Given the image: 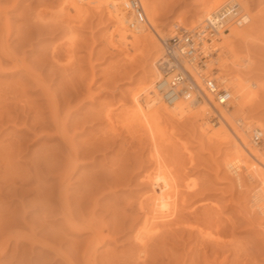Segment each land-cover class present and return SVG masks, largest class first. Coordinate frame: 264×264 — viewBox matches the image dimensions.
<instances>
[{
    "label": "rangeland",
    "instance_id": "rangeland-1",
    "mask_svg": "<svg viewBox=\"0 0 264 264\" xmlns=\"http://www.w3.org/2000/svg\"><path fill=\"white\" fill-rule=\"evenodd\" d=\"M65 1L0 0V237L9 238L6 252L0 250V264H65L63 256L84 264L83 252L91 235L64 222L62 193L68 196L76 220L86 218L100 228L111 227L118 212L122 217L124 211L129 214L134 207L136 211L140 200L155 194L157 174H163L160 179L169 195L166 204L174 209V218L170 216L174 220L167 219L163 226L172 222L175 226H161L160 245L152 247L158 260L151 258L145 264H264V191L252 170L248 172L234 155L231 129L226 127L227 141L225 134L217 139L213 136L221 125L217 112L197 114L193 109L197 115L191 112L181 119L159 113L149 123L153 131L148 130L134 116L132 97L145 79L155 77L149 67L159 51L146 46V41L134 40L133 44L139 43L135 48L128 46L129 39L120 40L107 8H89L80 18ZM246 1L250 13L264 14V0ZM206 2L142 1L153 9L162 37L170 36L177 23L192 27L195 21L200 26L198 16ZM125 28L130 30L128 25ZM253 36L247 44H236L242 54L250 53L251 70L244 78L255 82L259 91L244 114L253 125L246 130L248 136L254 128L264 131V29ZM217 66L223 76L234 74L221 69L220 61L209 69L217 70ZM158 110L160 106H151L150 113ZM107 114L110 120L104 117ZM238 114L234 111V117ZM62 128L81 151L82 162L64 185H58L66 154L58 131ZM258 145L264 147L262 141ZM234 161L240 164L239 170L232 166ZM231 173L241 179L240 184ZM40 206L51 209L46 221ZM25 223L33 225L37 236L53 239L54 246L31 243L22 235L18 248L15 232L28 231ZM127 226L121 232L110 230L108 241L95 247L92 264L139 263L134 256L133 229ZM199 233L208 237L203 235V239Z\"/></svg>",
    "mask_w": 264,
    "mask_h": 264
},
{
    "label": "bare ground",
    "instance_id": "bare-ground-1",
    "mask_svg": "<svg viewBox=\"0 0 264 264\" xmlns=\"http://www.w3.org/2000/svg\"><path fill=\"white\" fill-rule=\"evenodd\" d=\"M139 1L141 3L142 10H143V13H144V21L142 23H140V24L138 23L134 27H130L129 26V22L134 19L133 18L134 15H133V11L130 10V8H128V3H127L126 0H66L65 3L67 4L68 9L70 11L74 12L75 15H77V17H80V18H82V17L84 18L86 16L87 12L89 11V8L92 9V10L93 9H97L98 10V9H100L102 7L107 8L108 12L111 15V17L114 19L113 21L115 22V26H116L115 30L118 31L117 33L120 35V38H119L120 40L122 39V41H125V40L129 39L131 42L128 43V46H132V47H134V46L139 44V43H137V44L134 43V44H136V45H134L132 43L134 40L146 41V42H148V45L146 43V46H148L149 48H155V50L159 51L158 52L159 55L155 54V56L153 57V61H150V67H149L150 71L153 73V75L155 77L153 79L152 78L151 79L150 78L149 79H145L144 82H143V85L141 86V89L140 90L138 89L139 92L137 94H134L133 97H132V101H133V104H134V107H135L134 108L135 109V111H134L135 115L134 116H136L135 118H137V120L139 119L138 121L143 122L147 126L148 130L153 131L152 130L153 128L149 127V126H151V124H149V123L153 122V120H157L158 116H160L161 113H163L164 116L165 115H167V116L170 115L171 118L172 117H174V118L176 117L177 119H179V118L181 119L182 117H184L187 114L190 115L191 112H192L191 114L193 115V112L195 111V110L193 111V109H196V113L197 114L209 112V110H211V111L215 110V112H217V116L219 117V123H221V125L218 124L219 127L217 126L218 128H217V130H215L216 133L215 134L213 133L214 134L213 136L217 137V139H220L219 136L222 135V134L223 135L225 134L224 138L227 141L228 139H226V138H229V136H227V134H226V127L227 128L229 127V130L231 129V131H232L231 133H233V139H234V140L231 139L233 141L232 146H233V150H234V153H235L234 155L237 156V158H238L237 160H239L238 162L242 163L243 166L246 167L247 171L248 170H252L251 172L253 173L254 176L252 174L250 176H253L255 179H257L259 181V184L261 185V189H262V191H264V151H261V152H258V153L255 152V150L256 151H260L261 149H264V147H262V146L259 147V145L252 143L250 136H248L247 133H246V130L248 131L249 130L248 128L252 127L253 125H252V123H250V121L246 120L245 115H244L246 113L245 112L246 108L253 103V101L255 100L256 96L258 95L257 93L259 91L257 89L258 87H257V84L255 82H249L248 79L244 78V75L246 74V72L248 73V71L251 70L250 67H251V64H252V59H251V57L249 55L250 53L247 50L244 54H242V52L240 51L241 52L240 53L238 51L239 49H237L239 47V46L237 47V45L239 44L238 41L240 43H244L245 42V44H247V41H248V43H249V40L253 41L252 40V39H254L253 38L254 37L253 34L255 32H257L258 29H260V28L264 29V14H262V15L261 14L254 15V14L250 13V5H249V3L246 0H207L202 14L198 16V24H200V26L203 25L205 20L210 18L211 15H214V13L220 12L228 4H235L236 3V4L239 5V11H242L241 22H237L236 20H233V21L229 22V24L226 25L224 28H220V25H218L217 26L218 35L212 38V44H213V46L216 49V55L212 58L216 62L215 64H217V62L220 61V68L221 69H229V70H231L234 73V74L228 75V76L224 75L225 76L224 77L223 75L220 74V70H219V68L217 66V70L218 71L217 70L216 71H217L218 77L220 78V80L225 82V84L229 87L232 99H231V101L229 102L228 105L222 106V105L217 104L213 100L211 95H209L207 93H204L203 97L205 98V100H202V101H199V100H186V99H177L176 100L175 99L173 103L167 104L164 101L162 102V99H161L159 93L157 92V90L155 88V82H156V80L159 77V72H158L157 67H156V61H157L158 57L160 56V54L162 52L161 45H160V48H159L156 40L159 41V43H160L161 39H166L167 37L166 36L162 37V34L158 31V28L156 29V24L157 23L155 24V22H154V17L155 16H154V12L152 11L153 9L151 10L150 7L144 6L143 3H142L143 0H139ZM194 22L191 23L192 27H186V26L185 27L189 28V29H194L197 26V24L194 23ZM125 25H128L130 30L126 29ZM176 26H179L178 23L176 25H173L174 28ZM173 31L171 30V34L173 33ZM224 31H226V32H224ZM220 40H221V43L219 45L218 43H219ZM255 43H257V42H255ZM246 47H247V45H246ZM135 48H137V46ZM221 48H223V49H222V53L220 54ZM218 51H219V53H218ZM211 69H209V70H211ZM154 80H155V82H154ZM51 104H53V103H51ZM153 105L154 106H160V110L155 111L153 113H150L151 106L154 109ZM52 108H53V106H52ZM234 111L236 113L240 114V115L238 114L239 117H234L235 116L234 115ZM196 113L194 115H197ZM202 115H204V114H202ZM134 116L131 117V118H134ZM170 116H169V118H170ZM104 117H106L108 120H110V118H111L110 114H107ZM231 119L234 120V122H233L234 124L232 123ZM52 121H53V119H52ZM204 124L205 123H202L203 126H204ZM58 125H59V123H58ZM58 125H56V127ZM262 126H264V125H262ZM64 128L58 129V131L62 133V134L60 133V135H62L61 138H62V140L64 139L63 141L65 142V146H66V149H65L66 150V154L63 157L64 159L61 161V166L60 167H62V169L59 172L58 181H57V184L59 183L61 185L68 180L70 175H72L74 173V171L78 168L79 163L82 162L79 159V155H80L81 151L79 152V150L76 148V145H74L73 141L71 139L67 138L68 135L65 134L67 131L64 130ZM150 128H152V129H150ZM145 129H146V127H145ZM202 129H203V127H202ZM148 130H146L147 134H149V132H150ZM260 130L262 131V129H260ZM204 131H205V129H204ZM262 133H264V131H262ZM151 134H152V132L150 133V135ZM68 137H70V135ZM246 137H247V139H246ZM147 138L150 139V136L147 137ZM224 138H221V139H224ZM262 143H264V138H262ZM87 150H88L87 152H89L90 149L88 148ZM85 152H82V153H85ZM87 154H89V153H86L85 155H87ZM232 154H233V151H232ZM238 162L237 161L232 162L233 163L232 166L236 170H239V167H240V164ZM154 173L157 174V171L154 172ZM160 173H161V171H160ZM162 175L160 176L159 174H157L155 176V178L157 180V182H156L157 184L155 183L156 184V186H155L156 188H155V192H154L155 194H153L151 196H148L146 199L144 198V200H140L137 203L136 211L134 210L135 207H134V209H132L135 212L130 211L129 214L128 213L124 214V212H125L124 211V212H122V215H123L122 217L119 214V212L117 214L120 215V216H118L117 214H114V215H117V217H114V219L116 218V220H114L112 218L114 223H113V225L111 227L105 225L102 228H100L95 223H93V221H89L86 218H85V220L84 219L76 220L75 217L71 213L72 210L69 209L70 205L68 206V196L65 195L66 193H62V195L64 194L63 197L65 196L64 197L65 204L62 202V205H61V207H62L61 211H62V214H63L64 222L67 225L71 226V227L73 226L75 229L81 231L82 233L89 232L90 235H91L88 243L85 246L84 252H83V258L85 260L84 264L85 263L86 264H92L91 263L92 262L91 259H92L93 253H95L94 252L95 251V247L96 246H100V244L102 242L106 241V240L108 241V239L112 236V235L109 234L110 230L113 229V232H119V231L121 232L126 227V224H130V226L129 227L127 226V227L129 229H133V236L132 237H133V240H134L135 261L137 260V262H139L140 264H145L151 258L154 261H156V259L158 260V258L155 257V254L152 253V251H153L152 247L156 246V244L160 245V242H161L160 240L162 239V237L160 239V232L163 231L161 229H163L164 226H166V225L170 226L169 224H171V223H169V224L166 223V225L163 226V224H165L164 221H166L167 219H169V221H171L172 220L171 218L174 215V214L172 215V213H171L172 211H174V209H172V211H171L170 210L171 208L168 205V203L166 204V200H167L166 199V195L168 194V191H165L163 182H161L160 177H162ZM147 177H149V176H147ZM25 178H24V180H25L24 182H28L26 180L27 178L26 179ZM115 178L118 179V177H115ZM127 178H128V176H127ZM127 178L123 179L125 183H126L125 180ZM148 179H150V177ZM113 180H115V179H113ZM116 181H120V178H119V180H116ZM128 181H130V179H128L127 182ZM23 185L24 184H21L20 190L23 188ZM152 186H153V184H152ZM14 191L16 192V189ZM151 192H153V191H151ZM171 195L172 194H170V196ZM173 195H174V193H173ZM175 195H176V193H175ZM167 196H169V195H167ZM62 199L63 198H61L60 201H62ZM44 200H46V199H44ZM93 201H94V199H93ZM169 201H171V200H169ZM133 202H136V201H133ZM94 204L95 203H93V205ZM126 204H127V202H126ZM170 205H173V204H170ZM41 207L42 206H40V208ZM44 207H46V206H44ZM48 208L49 207H47V209L44 208L45 210L42 209L43 211H40V212H43L44 215H46L45 216V221H46V217H48V215H49L48 213H50L48 211H51V209H48ZM122 210H123V208H122ZM129 210H130V208H129ZM116 211H117V209H116ZM175 211H176V209H175ZM45 212H47V213L45 214ZM176 212H175V214H176ZM133 213H135L136 215H134ZM138 213L140 215L139 216L140 219H138V221L135 224L134 223L131 224L133 219L135 220V219L138 218ZM203 213H207V212H203ZM51 214H52V212H51ZM170 216H172V217H170ZM119 217H121V218H119ZM43 218L44 217H42L41 219H43ZM202 218H204V217H202ZM129 219H131L129 221L130 223L128 222ZM176 221H175V223H176ZM42 224H43V222H42ZM173 224L174 223L172 222L171 226ZM179 224H181V223H179ZM25 226L29 228L28 231H26L25 229H21L22 231H16L15 232L14 238L16 239V242H17L16 246H18L19 243L20 244L22 243V242H19V238L23 237L22 235H27V237H28L27 239H29V241L31 243H34V242L40 243V244H42V245H44L46 247H51L50 245L54 244L53 243L54 242L53 239H49V238H47L45 236H43V237L42 236H37V233L34 232V227H33L32 224L29 223V225L27 226V223H25ZM161 226H163V228H161ZM174 226H175V224H174ZM198 226H199V224H198ZM203 227H204V225H203ZM168 229H170V228H168ZM178 230H182V229H178ZM191 230H192V228H191ZM208 230H210V229H208ZM203 232H204V230H203ZM165 233H167V231ZM162 234H163V232H162ZM205 234H203V235H205ZM201 235L202 234H200V236ZM203 235L201 236L202 238H203ZM207 235H209V234H207ZM171 236H173V234ZM205 236H204V238H205ZM10 237H12V236H10ZM206 237H208V236H206ZM201 239L199 241V244H202ZM208 239H210V238H208ZM205 240H202V241L205 242ZM215 240L216 239H214L213 243L216 242L217 245H219L217 240L216 241ZM218 241H220V240H218ZM207 242H209V241H207ZM221 243H222V241H221ZM164 244L165 243L163 242L162 245H164ZM8 245H9V238H1L0 237V250L2 249L3 252H6V249L8 248ZM209 246H211V245H209ZM157 247H161V246H157ZM18 248H19V246H18ZM216 248H217V246H216ZM57 249H58V247H57ZM161 249H162V247H161ZM157 250L159 251L160 249L158 248ZM157 250L155 251V249H154L155 253L158 252ZM163 250H165V249H163ZM200 250H202V249H200ZM214 251H215V249H214ZM214 251H212V253ZM87 252L89 253V255L87 254ZM132 253H133V251H132ZM160 253H158V254H160ZM164 253H166V252H163V254ZM163 254H161V255H163ZM200 254H203L202 251H201ZM204 254H203V257H204ZM61 255H62V253H61ZM63 257L65 259H67L65 261L62 259L65 262V264H75L70 259L66 258L65 256H63ZM158 257H159V255H158ZM200 257H202V256H200ZM209 257H210V254H209ZM127 258L129 259V257H127ZM204 258H205V260L208 259V258H206V255H205ZM200 260L202 261V259H200ZM212 260H213V258H212ZM235 260H237V259H235ZM196 261H197V259H196ZM209 262H210V260H209ZM125 263H126V261H125ZM194 263H195V261H194ZM204 263H206V262H204ZM236 263H234V264H236ZM133 264H134V262H133ZM232 264H233V262H232Z\"/></svg>",
    "mask_w": 264,
    "mask_h": 264
},
{
    "label": "built area",
    "instance_id": "built-area-1",
    "mask_svg": "<svg viewBox=\"0 0 264 264\" xmlns=\"http://www.w3.org/2000/svg\"><path fill=\"white\" fill-rule=\"evenodd\" d=\"M126 1L134 15L129 26L134 27L144 21L142 6L139 0ZM241 16L238 4H228L206 19L203 25L194 29L179 25L170 36L161 39L162 52L156 61L159 77L155 88L162 101L171 104L175 99L202 100L204 93H207L217 104H229L232 99L229 87L220 80L216 69L209 70V66L216 63L212 59L216 55L212 38L218 35V25L224 28L233 20L241 22ZM250 138L252 143L258 145L264 133L254 128ZM232 175L240 184L241 179Z\"/></svg>",
    "mask_w": 264,
    "mask_h": 264
}]
</instances>
